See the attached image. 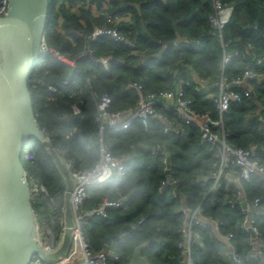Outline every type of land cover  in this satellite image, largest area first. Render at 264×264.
<instances>
[{
	"label": "trees",
	"instance_id": "1",
	"mask_svg": "<svg viewBox=\"0 0 264 264\" xmlns=\"http://www.w3.org/2000/svg\"><path fill=\"white\" fill-rule=\"evenodd\" d=\"M101 1L49 0L44 39L49 47L68 57L84 47L96 57L108 55L106 67L87 56L69 65L48 51L29 75L36 123L52 146L63 151L73 169H80V154L99 143L96 103L100 95L111 98V109L134 107L137 94L126 88L127 81H140L144 93L149 94L160 88L175 89L179 78L191 81L185 86L184 97L190 100L189 106L199 119L206 115L219 119L221 124L215 131L228 132L225 142L232 147L255 145L252 157L264 166V125L255 113L261 105L264 121V66L246 81L251 95L231 102L221 114L211 98L194 91L203 79L206 84L200 87L216 94L221 75L231 80L241 76L250 63L257 66L254 55L264 53V0H217L231 14L221 31L210 21L215 13L214 0H108L110 13H128L116 24L118 32L129 41L127 45L114 43L106 35L89 39L94 26L110 25L92 7ZM137 2L138 11L133 6ZM223 54L229 55V61L221 70ZM232 88L239 90L237 86ZM73 104L78 107L76 113ZM155 109L182 134L164 131L158 118L149 119L145 127L133 120L124 130L106 128L102 132V140L113 153H128L131 157L124 163L121 179L114 176L103 186L86 189L84 210L105 198L123 200V205L108 207L106 216L88 215L85 236L89 243L96 250L117 256L108 264H129L134 248L143 243L140 255L149 264H178L184 219L179 208L199 206L203 216L221 223L219 232L210 223H191V230L198 234L190 244L193 264H229L222 252L221 237L229 232L234 252L245 264H264V217L254 223L262 240V253L250 254L251 243L240 227L243 213L229 201L237 194L236 182L230 180V188L225 190L213 186L208 177L218 165L217 143L202 142L197 123H185L175 111L160 105ZM25 149V171L41 182L60 209L65 184L52 157L35 137L29 138ZM169 179L174 181L173 187L167 184ZM240 184L246 200L259 198L257 206L264 211V175L251 173ZM33 206L41 208L36 202ZM60 230L61 226L56 225V231ZM76 248L70 241L66 253L72 254Z\"/></svg>",
	"mask_w": 264,
	"mask_h": 264
},
{
	"label": "built area",
	"instance_id": "2",
	"mask_svg": "<svg viewBox=\"0 0 264 264\" xmlns=\"http://www.w3.org/2000/svg\"><path fill=\"white\" fill-rule=\"evenodd\" d=\"M95 12L101 13L110 24L102 26H94L89 39H94L97 35H106L108 39L114 43L122 45L129 44L127 38L118 32L116 24L123 19L128 13H110V3L108 0H102L99 4L92 5ZM213 7L215 9L214 15L210 16V21L217 25L219 31L224 27L225 23L230 19L231 14L223 9L222 4L214 0ZM8 9V0H0V16L6 14ZM252 48V47H251ZM253 50V49H252ZM50 51L59 60L74 65L75 61L82 57H89L91 59L99 61L103 67H106L109 56L96 57L92 54L91 50L84 47L77 52L73 57H68L65 54L59 52L53 47H49L45 39L42 40L39 50V60ZM255 56V63H250L246 67L241 76L227 80L222 75L220 76L218 85V93H212L209 88L203 89L200 86H204L206 83L203 79H200V86L195 88V93L203 95L206 98H211L214 107L217 112L221 114L225 112L231 102L238 101L242 96L251 95V90L247 88V79L253 78L257 75V70L264 66V53ZM38 60V61H39ZM229 61V55L223 54L221 60L222 70L224 65ZM191 81L179 78L177 80V87L175 89H156L155 92L149 94L144 93L143 84L138 80L127 81L126 88L132 89L137 94V105L134 107H125L119 109H111L109 105L111 98L102 94L98 97L96 103V120L98 121L97 136L99 143L105 144L109 147L108 143L102 140V132L106 128L113 130L126 129L131 121L138 120L141 125L146 126L149 119L158 118L163 124L164 131H173L178 135L182 134V130L167 123V119L164 115L155 109V105H160L164 109H171L176 112L178 117H181L185 123L194 122L200 127V140L205 143H217L219 161L217 167L208 175L213 181V186H222L225 190L230 188V180H234L237 184V194L229 200L231 204H237L239 210L243 213V218L240 221V227L247 234V240L251 243L250 254L262 253V240L258 235V231L254 225L256 219L264 217V211L259 209L257 203L259 198H254L252 201H247L244 196V190L240 184L241 180H247L251 173L259 172L264 175V166L258 158H253L255 155V145H250L247 148L232 147L225 142V136L229 135L228 132L222 131L220 134L215 131V128L221 124V121L216 118H211L206 115L204 119H199L196 112L189 106L190 100L184 97L185 86H189ZM237 86L239 90H234L232 87ZM243 87V89H241ZM52 89L54 87L51 86ZM73 113L78 112L77 105H72ZM46 137V136H45ZM47 138V137H46ZM160 151H164L163 148H158ZM57 151V150H56ZM28 151L23 148L21 156L27 155ZM59 157L65 164L69 176L73 180V187L70 192V205L72 211L73 224L70 227V241H73L77 246L76 251L72 254L66 253L56 254L59 250L65 231L64 226V207L57 208L58 203L53 197H51L45 187L37 179L27 174L29 200L31 203V209L33 214L35 235L39 241L43 251L52 254V256L45 258L41 254L36 253L32 256L29 264H108L109 260L116 259V255L106 250H96L89 243V240L85 236V224L88 215L95 214L100 216L107 215L108 207H116L123 205L122 198L120 199H103L99 204L91 208L90 210H84L82 208V202L87 196V187L82 185L77 178L79 170L73 169L72 163L64 159L63 151H57ZM122 157L121 171L115 177L121 179L124 175V163L128 161L131 154L125 153L119 155ZM166 163V159H165ZM237 167V170L233 169ZM165 166V169H169ZM167 184L174 186V181L169 179ZM175 194V192H174ZM38 203L41 208H37L34 203ZM242 202H245V206H242ZM180 211L184 214L183 225L181 228L182 241L179 244L181 248V254L178 264H193V260L190 256V244L192 241L198 239V234L191 230V223L198 225H206L210 223L213 226L215 232H219V225L221 221L219 219H211L210 217L203 216L201 208L189 207L182 205ZM47 210V211H46ZM56 225L61 226L59 232L56 231ZM232 234H222L223 254L227 257L231 251L236 264H245L241 258L234 252V249L230 242ZM69 241V243H70ZM256 246V248H255ZM229 260V257H228ZM230 264V261H229Z\"/></svg>",
	"mask_w": 264,
	"mask_h": 264
},
{
	"label": "water",
	"instance_id": "3",
	"mask_svg": "<svg viewBox=\"0 0 264 264\" xmlns=\"http://www.w3.org/2000/svg\"><path fill=\"white\" fill-rule=\"evenodd\" d=\"M48 3L49 0H8L7 12L0 16V264H29L36 253L45 258L52 256L43 251L35 235L23 165L27 155L21 156L30 137H35L45 146L65 184V231L56 254H63L70 241L73 180L56 149L36 123L28 87L29 75L39 60L40 45L47 28ZM133 6L138 11L139 2ZM139 21L146 32L142 19L139 18ZM149 37L158 42L151 35ZM168 164L166 154V166ZM165 172L168 173V169ZM25 227H29L30 232L22 238ZM143 244L134 248L129 264H149L140 255ZM228 257L230 264H236L231 251Z\"/></svg>",
	"mask_w": 264,
	"mask_h": 264
},
{
	"label": "clouds",
	"instance_id": "4",
	"mask_svg": "<svg viewBox=\"0 0 264 264\" xmlns=\"http://www.w3.org/2000/svg\"><path fill=\"white\" fill-rule=\"evenodd\" d=\"M80 161L77 178L82 185L89 188L109 183L122 167V157L103 143H97L94 149L81 153Z\"/></svg>",
	"mask_w": 264,
	"mask_h": 264
},
{
	"label": "crops",
	"instance_id": "5",
	"mask_svg": "<svg viewBox=\"0 0 264 264\" xmlns=\"http://www.w3.org/2000/svg\"><path fill=\"white\" fill-rule=\"evenodd\" d=\"M262 110H263V107L261 105H259V107H257L255 110V113L257 114V116H259L261 126L264 125V121L260 116ZM255 248H256V246H255Z\"/></svg>",
	"mask_w": 264,
	"mask_h": 264
},
{
	"label": "bare ground",
	"instance_id": "6",
	"mask_svg": "<svg viewBox=\"0 0 264 264\" xmlns=\"http://www.w3.org/2000/svg\"><path fill=\"white\" fill-rule=\"evenodd\" d=\"M25 228H26V227H25ZM25 228L22 230V233H21L22 238H25L26 235H28L29 232H30L29 227H27L26 229H25Z\"/></svg>",
	"mask_w": 264,
	"mask_h": 264
},
{
	"label": "rangeland",
	"instance_id": "7",
	"mask_svg": "<svg viewBox=\"0 0 264 264\" xmlns=\"http://www.w3.org/2000/svg\"><path fill=\"white\" fill-rule=\"evenodd\" d=\"M24 161V160H23Z\"/></svg>",
	"mask_w": 264,
	"mask_h": 264
}]
</instances>
